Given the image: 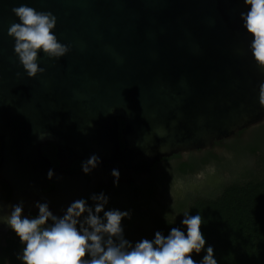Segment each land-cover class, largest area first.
<instances>
[{"label": "water", "instance_id": "obj_1", "mask_svg": "<svg viewBox=\"0 0 264 264\" xmlns=\"http://www.w3.org/2000/svg\"><path fill=\"white\" fill-rule=\"evenodd\" d=\"M21 5L51 12L54 35L70 49L58 59L40 51L45 71L34 78L8 35ZM248 10L244 0H0V175L12 189L5 205L26 209L41 199L66 210L114 182L113 169L129 183L164 157L261 123L264 69L243 27ZM46 143L56 146L59 167L42 154ZM93 154L101 163L88 177L65 171ZM48 181L55 187L44 192Z\"/></svg>", "mask_w": 264, "mask_h": 264}, {"label": "clouds", "instance_id": "obj_2", "mask_svg": "<svg viewBox=\"0 0 264 264\" xmlns=\"http://www.w3.org/2000/svg\"><path fill=\"white\" fill-rule=\"evenodd\" d=\"M244 2L249 10L241 13L243 27L253 37L250 49L257 66L264 69V0ZM12 11L19 23L11 24L8 35L15 40L14 51L28 77L34 78L45 71L37 62L40 51L58 59L70 49L54 35L56 17L51 12L37 11L27 5ZM259 101L264 106V84L260 85ZM100 163V158L93 154L81 162L83 173L90 174ZM53 175L49 170L48 178ZM111 175L118 184L119 171L113 169ZM90 198L93 206L83 198L77 199L62 216L54 215L47 202H37L38 215L31 218L23 214L22 201L11 205L12 211L6 217L0 216V223L6 222L25 245L20 257L23 264H196L191 254H199L205 247L199 214H185L182 223L187 227L186 235L173 227L166 237L158 231L154 240L143 239L133 246L124 238L122 228V220L130 218V213L117 209L105 211L108 197L103 193L92 194ZM201 264H217L211 246Z\"/></svg>", "mask_w": 264, "mask_h": 264}, {"label": "trees", "instance_id": "obj_3", "mask_svg": "<svg viewBox=\"0 0 264 264\" xmlns=\"http://www.w3.org/2000/svg\"><path fill=\"white\" fill-rule=\"evenodd\" d=\"M119 123L120 126L123 125L122 120H119ZM252 137L245 143L241 140L236 142V145L233 144L235 154H242L245 150L255 152L260 150L261 146L264 147V132L254 134ZM121 144L123 146L122 142ZM188 166H181V172L186 174V169L191 168V165ZM156 185L161 186V183L145 185L143 193L152 197ZM189 200L190 203L180 218L155 216L153 218L155 232L159 231L166 237L175 227L186 235L187 227L182 223L185 214L189 216L199 214L202 217L201 231L206 244L199 254L195 252L191 254L196 264H201L209 246L214 250L217 264H264V176H250L243 181L230 182L223 185L219 194L215 196H185L176 209H184ZM24 246L19 244L17 249L22 251ZM12 263L20 264L14 255ZM0 264H3V258H0Z\"/></svg>", "mask_w": 264, "mask_h": 264}, {"label": "rangeland", "instance_id": "obj_4", "mask_svg": "<svg viewBox=\"0 0 264 264\" xmlns=\"http://www.w3.org/2000/svg\"><path fill=\"white\" fill-rule=\"evenodd\" d=\"M222 152L220 158L209 159L190 174L171 173L170 181L159 187L152 197L143 191L135 192L126 187L117 189L118 193L111 191L108 194L105 211L117 209L130 213V218L125 217L122 220V228L124 238L134 246L143 239L155 238L156 232L153 226L155 216L165 215L175 219L182 217L190 200L184 209L176 208L185 196H215L219 194L223 185L230 182L243 181L250 176H264L263 146L255 152L245 150L242 154L228 150ZM100 215L102 217L103 213ZM21 256L22 252L19 253L17 260L23 264ZM7 264L13 263L11 261Z\"/></svg>", "mask_w": 264, "mask_h": 264}, {"label": "flooded vegetation", "instance_id": "obj_5", "mask_svg": "<svg viewBox=\"0 0 264 264\" xmlns=\"http://www.w3.org/2000/svg\"><path fill=\"white\" fill-rule=\"evenodd\" d=\"M120 125V123H119ZM120 126V128H122ZM264 132V120L256 125L247 127L236 132L233 136L229 138H224L218 141H215L214 145L208 149H196L188 151L186 153H176L171 156L164 157L161 160L155 162L148 170L145 171H136L132 175V180L129 183L118 182V184L112 182L109 185H101L94 189L88 190L87 193L82 197L87 200L89 206H93L94 202L91 200L92 194L99 195L103 193L108 197V194L111 191H116L121 188H128L133 191H140L146 189L145 185H150L153 183H161L154 187V193L159 187H163L170 181L171 175L175 172H181V166L191 165V168L186 169L187 173L190 174L195 169L206 163L209 159L220 158L223 150L233 151V144L236 145V142L241 140L245 143L246 141L251 140L254 134ZM41 152L46 156L51 164L55 167L60 166V161L57 159V148L53 143H46L41 146ZM204 159V160H202ZM0 161H1V151H0ZM204 161V162H203ZM81 160H73L67 168H64L65 171L70 172H81ZM202 162V164H199ZM189 167V166H188ZM62 168V167H61ZM172 173V174H171ZM85 177H88V174H84ZM55 183L48 181L47 185L43 187L44 192L53 190ZM135 189V190H134ZM12 194V189L7 181H5L0 175V216H8L12 211V208L6 206L5 204L10 199ZM44 203L41 199L33 201L28 208L24 209L23 214L28 217H35L38 215V209L35 207L36 203ZM49 210L56 216H62L65 213V209L61 207H55L49 205ZM50 223V222H49ZM19 237L16 233L10 228V226L4 222L0 223V258H3V264H7L12 261V255L18 257L21 250L17 249L18 245L21 244ZM9 251V253H8ZM11 253V254H10Z\"/></svg>", "mask_w": 264, "mask_h": 264}]
</instances>
